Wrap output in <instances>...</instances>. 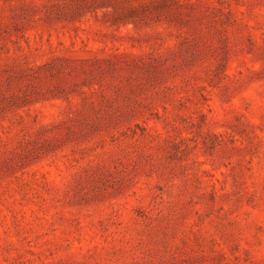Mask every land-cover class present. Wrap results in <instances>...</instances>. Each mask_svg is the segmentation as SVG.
<instances>
[{"label": "rangeland", "instance_id": "obj_1", "mask_svg": "<svg viewBox=\"0 0 264 264\" xmlns=\"http://www.w3.org/2000/svg\"><path fill=\"white\" fill-rule=\"evenodd\" d=\"M0 264H264V0H0Z\"/></svg>", "mask_w": 264, "mask_h": 264}]
</instances>
